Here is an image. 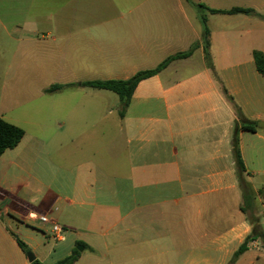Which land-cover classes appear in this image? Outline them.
<instances>
[{
    "label": "crops",
    "instance_id": "1",
    "mask_svg": "<svg viewBox=\"0 0 264 264\" xmlns=\"http://www.w3.org/2000/svg\"><path fill=\"white\" fill-rule=\"evenodd\" d=\"M233 8L252 13L208 11ZM0 29L52 42L19 48L37 94L17 117L0 87V118L24 132L0 156V264H31L14 236L42 264L78 246L73 264H238L263 249L250 242L231 262L251 218L264 232V74L252 56L264 55V0H0ZM191 48L140 81L122 117L116 94L82 86ZM55 84L65 87L46 92ZM38 216L59 224L63 240ZM22 227L50 238V250Z\"/></svg>",
    "mask_w": 264,
    "mask_h": 264
},
{
    "label": "trees",
    "instance_id": "2",
    "mask_svg": "<svg viewBox=\"0 0 264 264\" xmlns=\"http://www.w3.org/2000/svg\"><path fill=\"white\" fill-rule=\"evenodd\" d=\"M199 7L203 9H207L203 5H200ZM208 11L211 13H226V14H235V13L251 14L252 13V11L249 9H241V8H233L228 11H217V10H208ZM202 21L204 24L202 38H203L204 50L206 53L208 49L207 47L209 44L208 42L209 32L205 25L204 17H202ZM193 49L194 48H191L186 52L177 53L173 56H170L166 58L165 60H163L155 68L149 69V70L138 71L128 79H125V80H117V79L92 80V81H86L82 83V86L90 87L93 89L107 90V91H110L116 94L119 99L118 113H119V116L122 117L130 103L133 91L136 85L140 81L156 75L173 60L188 57L191 54ZM252 56H253V61H254V64H255V67L258 73L264 74V55L259 51H253ZM64 87H65L64 85L55 84V85L50 86L46 90V92L52 93V92L60 91ZM223 92L226 93L225 90H223ZM241 129L250 130V131L252 130L250 126H241ZM23 134L24 132L21 128L13 124H10L0 118V156L3 154L5 150L16 147L18 143L20 142V140L22 139ZM231 151H232L233 159L235 162L237 175L240 176L241 173L245 172V169H244L242 160L240 158L236 133L233 135V138H232ZM241 188L243 192V198H247V196L250 193L249 187L246 184V185H242ZM262 193L264 194V192L259 191V194H262ZM250 222L252 225L251 233L244 239L243 243L239 246L237 251L234 253L233 258L231 259V262H233L234 259H236L240 254H242L243 252L247 250L248 244L250 242L258 241L264 246V233L261 231L260 227L257 225V220L254 218H251ZM14 238L19 248L25 254H27L29 252V249L27 248V246L16 236H14ZM77 257H78V252L76 249H74L70 255L54 262L53 264H73L76 261ZM31 264H42V263H40L37 260H33Z\"/></svg>",
    "mask_w": 264,
    "mask_h": 264
},
{
    "label": "rangeland",
    "instance_id": "3",
    "mask_svg": "<svg viewBox=\"0 0 264 264\" xmlns=\"http://www.w3.org/2000/svg\"><path fill=\"white\" fill-rule=\"evenodd\" d=\"M39 39L40 35L34 34L33 36H27V34L21 30L8 31L0 29V87H2L3 83H6L5 87L7 94H9L10 97L5 100V105L9 108V112L13 117H17L20 114L22 108L20 105H22L27 97L37 94L36 86L30 83V78H28L18 66L21 60L19 48H41V45H52L50 38H46L45 40ZM10 61L12 62V68L7 70L6 64ZM108 94L117 100L116 95L112 93ZM247 201H245L246 207H248ZM27 230L28 229H25V227H22L20 233L23 237H30L28 239H31V243L38 245L41 249L45 247L44 249L46 252L50 250V246L54 243L50 238L42 239L38 233ZM259 244L261 243L259 242ZM29 252L33 254L31 251ZM57 257H59L57 254L52 256L46 263H53ZM238 264H264V247L263 249L251 248L250 251L240 259Z\"/></svg>",
    "mask_w": 264,
    "mask_h": 264
},
{
    "label": "built area",
    "instance_id": "4",
    "mask_svg": "<svg viewBox=\"0 0 264 264\" xmlns=\"http://www.w3.org/2000/svg\"><path fill=\"white\" fill-rule=\"evenodd\" d=\"M37 220L41 224L50 225V237L54 242L63 240V228L59 224H57L53 220H50L46 216H38Z\"/></svg>",
    "mask_w": 264,
    "mask_h": 264
},
{
    "label": "water",
    "instance_id": "5",
    "mask_svg": "<svg viewBox=\"0 0 264 264\" xmlns=\"http://www.w3.org/2000/svg\"><path fill=\"white\" fill-rule=\"evenodd\" d=\"M76 249L78 251H81L82 250V247L81 246H78V247H76ZM27 258H28L29 262H32L34 260V256L30 252L27 253Z\"/></svg>",
    "mask_w": 264,
    "mask_h": 264
}]
</instances>
